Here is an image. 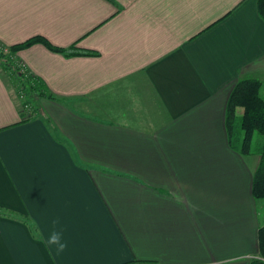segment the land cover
Returning a JSON list of instances; mask_svg holds the SVG:
<instances>
[{"label": "crops", "instance_id": "obj_1", "mask_svg": "<svg viewBox=\"0 0 264 264\" xmlns=\"http://www.w3.org/2000/svg\"><path fill=\"white\" fill-rule=\"evenodd\" d=\"M34 35L96 55L39 43L16 51V67L53 97L34 96L30 117L19 80L0 67V264L259 257V156L233 150L225 129L236 82H264L257 0H0V45ZM123 83L140 101L147 92L152 110L100 115L74 105L124 92ZM53 227L67 241L59 254L41 240Z\"/></svg>", "mask_w": 264, "mask_h": 264}, {"label": "trees", "instance_id": "obj_2", "mask_svg": "<svg viewBox=\"0 0 264 264\" xmlns=\"http://www.w3.org/2000/svg\"><path fill=\"white\" fill-rule=\"evenodd\" d=\"M257 12L264 20V0H257ZM35 43L65 55H96L95 52L87 49L75 47L63 49L54 46L40 35L31 36L11 45L7 53L0 52V67L13 73L19 80L17 92H23L25 102L29 104L32 113L38 110L34 96L53 97L44 90L40 81L34 79L25 70L21 72L16 67L13 54ZM225 129L228 144L233 150L243 156H259L252 175L251 194L257 201L264 200V82L254 78H242L236 82L226 103ZM257 134L261 139H257ZM257 241L259 257L251 259L250 264H264V224L257 230Z\"/></svg>", "mask_w": 264, "mask_h": 264}, {"label": "rangeland", "instance_id": "obj_3", "mask_svg": "<svg viewBox=\"0 0 264 264\" xmlns=\"http://www.w3.org/2000/svg\"><path fill=\"white\" fill-rule=\"evenodd\" d=\"M123 85L125 86L124 88V92L123 89L120 91H114V90H110L109 92H102V93H97L95 95H92L90 97L87 98H83V99H79V100H75L74 105L77 106L78 108L82 109L85 112L94 114V110H100V115H102L104 111H113L118 113V114H123L128 112L130 109L133 111V115H129L130 116H134V117H139V115L141 113H146L149 110H152V108L147 107L146 105L148 103V101H146L147 99L145 97L149 96L146 95V93H141V97L143 101H140V98L138 99V97H136V88L135 86H131L130 83H123ZM19 86V84H18ZM127 86V88H126ZM131 87V88H130ZM18 93L17 92V97H18ZM144 94V95H143ZM24 99L23 98H19L18 97V103H19V108L22 111V113L27 116L28 114H33L29 109L24 107ZM143 103L145 105V107L143 106ZM132 106L133 109L131 107ZM31 109V108H30ZM241 112V111H239ZM136 115V116H135ZM129 116V117H130ZM122 117V116H119ZM107 118H111L110 116H107ZM144 125V124H143ZM142 126V125H140ZM146 126V125H145ZM257 139H261L260 135H256ZM253 159V158H252ZM254 160V159H253ZM258 219H259V223L260 225H263V220H264V200H259L258 201Z\"/></svg>", "mask_w": 264, "mask_h": 264}, {"label": "clouds", "instance_id": "obj_4", "mask_svg": "<svg viewBox=\"0 0 264 264\" xmlns=\"http://www.w3.org/2000/svg\"><path fill=\"white\" fill-rule=\"evenodd\" d=\"M52 223L54 226L57 225L59 223V219H54ZM41 240L46 247L49 249L54 248L58 254L63 252V250L67 247V241L64 239L62 228L57 229L56 227H53L46 238L41 236Z\"/></svg>", "mask_w": 264, "mask_h": 264}, {"label": "built area", "instance_id": "obj_5", "mask_svg": "<svg viewBox=\"0 0 264 264\" xmlns=\"http://www.w3.org/2000/svg\"><path fill=\"white\" fill-rule=\"evenodd\" d=\"M0 52H3V53H7L8 52V48L7 47H4V46H2V45H0ZM18 66V68H19V70L21 71V72H23L24 71V69L22 68V66L20 65V64H17ZM18 97L19 98H23V97H25L24 95H23V92H20L19 91V93H18ZM24 107L25 108H27V109H29L31 112H32V110L30 109V106H29V104L27 103V102H25V99H24ZM31 115H33V114H28L26 117H30Z\"/></svg>", "mask_w": 264, "mask_h": 264}]
</instances>
